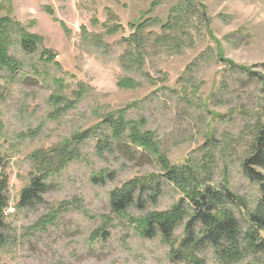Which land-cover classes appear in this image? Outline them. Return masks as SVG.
<instances>
[{"label":"rangeland","instance_id":"obj_1","mask_svg":"<svg viewBox=\"0 0 264 264\" xmlns=\"http://www.w3.org/2000/svg\"><path fill=\"white\" fill-rule=\"evenodd\" d=\"M0 18L8 20V54L20 65L13 75L0 68V264H187L172 262L158 235L142 238L129 224V217L168 209L181 197L175 187L162 179L156 198L135 201L124 217L111 211L115 187L161 173L153 156L126 139L98 152V143L111 142L104 116L117 112L143 119L172 164L213 154L210 184L226 181L242 198L231 211L247 229L260 198L242 162L257 120L264 122V0H0ZM143 23L177 37L176 44L124 42L130 26ZM166 23L173 24L167 32ZM23 32L41 42L25 49ZM45 50L54 62L41 59ZM122 79L137 86L120 87ZM80 89L75 107L53 117L50 97L72 100ZM78 132L87 136L75 145L82 160L42 179L37 198L21 205L34 174L30 155ZM103 170L111 178L95 181ZM197 253L217 264L211 250Z\"/></svg>","mask_w":264,"mask_h":264},{"label":"trees","instance_id":"obj_2","mask_svg":"<svg viewBox=\"0 0 264 264\" xmlns=\"http://www.w3.org/2000/svg\"><path fill=\"white\" fill-rule=\"evenodd\" d=\"M7 22L6 18H0V68L6 69L10 75H13L20 69V65L8 54L11 39L6 30ZM144 23L130 26L133 33L126 37L124 42L130 44L131 40L140 41L143 38L151 41L155 47L176 44L177 37L168 35L167 32L172 29L173 24L166 23L161 26V30L167 33L155 34L154 31H147ZM115 30L119 31L121 27L114 26L111 29V31ZM37 42H41L38 36L22 33L21 44L25 49L32 48ZM41 59L54 62L56 55L45 50L41 53ZM238 69L262 84L263 79L260 75L247 72L243 68ZM118 85L134 88L137 83L131 79H122ZM260 92L262 93L261 108L264 111V87ZM83 93L84 90L80 89L74 93L72 100L52 95L50 102L55 107L52 116L61 115L74 108ZM103 122L108 127L110 134L108 142H111L98 143L99 153L105 148H111L112 144L126 139L132 146L153 156L161 168V173L135 175L115 187L109 194V203L114 214L124 217L127 207L135 201L156 198L159 194V182L162 179L181 194V197L168 209L151 211L138 218L129 217V224L140 237L154 238L158 235L167 244L169 257L175 263L206 264L205 260L198 256L197 251L209 249L215 256L217 264H236L245 260H247L246 264H264V122L262 120H257L258 127L248 144L242 162L247 178L260 187V198L249 213L248 227L243 232L231 211V207L244 205L242 198L231 191L226 181L218 187L210 184L213 154L204 153L198 163L186 160L181 165H175L168 160L166 154L159 152L153 133L143 130L145 125L143 119L126 120L121 112H117L106 114ZM86 137V133L78 132L56 146L39 149L30 155L34 164V174L29 186L21 192V205L37 198L38 192L42 191V187L39 186L42 179L60 174L69 162L82 160L75 145ZM111 176V173L103 170L93 179L106 180ZM185 203H188V210L184 208ZM3 206L4 202L0 195V225ZM50 218L49 216L45 218L44 227L52 221ZM184 220L183 231L177 237L174 236L176 225Z\"/></svg>","mask_w":264,"mask_h":264}]
</instances>
